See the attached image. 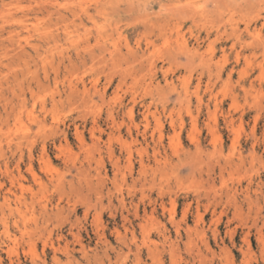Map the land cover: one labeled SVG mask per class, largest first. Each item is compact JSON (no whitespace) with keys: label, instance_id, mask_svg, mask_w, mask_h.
<instances>
[{"label":"rangeland","instance_id":"374dc122","mask_svg":"<svg viewBox=\"0 0 264 264\" xmlns=\"http://www.w3.org/2000/svg\"><path fill=\"white\" fill-rule=\"evenodd\" d=\"M1 1L0 264H264V0Z\"/></svg>","mask_w":264,"mask_h":264},{"label":"bare ground","instance_id":"6f19581e","mask_svg":"<svg viewBox=\"0 0 264 264\" xmlns=\"http://www.w3.org/2000/svg\"><path fill=\"white\" fill-rule=\"evenodd\" d=\"M3 1V0H2ZM1 1V2H2ZM73 1V0H72ZM49 2V1H48ZM51 2V1H50ZM54 2V1H53ZM37 3V2H36ZM48 4V3H47ZM67 4V3H66ZM7 5H8V2H7ZM11 5V4H10ZM20 6V5H19ZM51 6H52V4H51ZM63 6V5H62ZM2 7V6H1ZM53 7V6H52ZM189 7V6H188ZM3 8H4V6H3ZM16 8V7H15ZM28 8V7H27ZM82 8V7H81ZM182 8V7H181ZM68 9V8H67ZM169 9V8H168ZM180 9V8H179ZM8 10V9H7ZM6 10V11H7ZM22 10V9H21ZM47 13V16L49 15V17H50V20H52V21H54L55 23H59L60 21H63L64 19H65V17H64V15H62L61 13H59V12H54V10L53 11H49V10H45ZM174 11V10H173ZM43 12V11H42ZM71 12V11H70ZM82 12V11H81ZM140 12V11H139ZM212 12V11H211ZM5 13V12H4ZM34 13H36V12H34ZM73 14H74V12H72ZM190 13V12H189ZM36 14H38V13H36ZM69 14H71V13H69ZM43 15V14H42ZM68 15V14H67ZM86 15V14H85ZM144 15V14H143ZM189 15V14H188ZM44 16H46V15H44ZM191 16V15H190ZM90 17V16H89ZM179 17V16H178ZM21 18V17H20ZM40 18V17H39ZM46 18V17H45ZM45 18H44V20H45ZM67 18V17H66ZM23 19H25V21H26V18L24 17ZM42 19V18H41ZM40 19V20H41ZM68 19H70V18H68ZM76 19V18H75ZM82 19V18H81ZM29 19H27V21H28ZM43 20V19H42ZM85 20H86V18H85ZM16 21L17 22H19V20H15V23H16ZM25 21H21L20 20V22L18 23V24H16V26H18V28H13V29H11L12 27L10 26V30L9 31H6L7 33H6V35L7 36H5V39L7 38V39H10V40H13V39H15V38H19V36H20V32L21 31H26L27 29H28V25L26 24V22ZM67 21V20H66ZM76 21V20H75ZM87 21H88V19H87ZM9 22V21H8ZM80 22V21H79ZM93 22V21H92ZM91 22V23H92ZM6 24H7V22H5ZM5 23H2V24H5ZM42 23V22H41ZM65 24H66V22H64ZM68 23V22H67ZM71 23V24H70ZM69 23V26L70 25H72V21ZM81 23V22H80ZM14 24V23H13ZM64 24V25H65ZM9 25V24H8ZM15 25V24H14ZM39 25H41V24H39ZM67 25V24H66ZM78 25H79V23H78ZM81 25H83V24H81ZM16 26H14V27H16ZM38 26V25H37ZM57 26H58V24H57ZM68 26V25H67ZM73 26V25H72ZM48 27V26H47ZM75 27V26H74ZM8 28V27H7ZM36 29V28H35ZM66 29V28H65ZM42 30H45V28L44 29H42ZM49 30V29H48ZM47 30V31H48ZM59 30V29H58ZM64 30V29H63ZM2 31H5V29L4 28H2ZM33 31H34V29H33ZM51 31H52V29H51ZM57 31V30H56ZM45 32H46V30H45ZM44 32V33H45ZM53 32V31H52ZM43 33V32H42ZM48 34H43V35H39L40 37V39L41 38H43V39H46L47 37H48V35H50L49 34V31L47 32ZM51 33V32H50ZM62 33H63V31H62ZM67 33V32H66ZM38 34V33H37ZM58 34V33H57ZM72 34V33H71ZM70 34V35H71ZM4 37V36H3ZM52 37V36H51ZM55 38H56V35H55ZM58 38V37H57ZM56 38V39H57ZM66 38V37H65ZM108 38V37H107ZM1 39H3V38H1ZM50 39H52V38H50ZM9 40V41H10ZM94 40V39H93ZM3 41V40H2ZM21 41H23V39L21 40ZM24 41H25V39H24ZM6 42H7V40H6ZM18 42H20V39H19V41ZM56 42V41H55ZM27 43V42H26ZM8 44V43H7ZM53 44H54V42H53ZM183 44V43H182ZM26 45H29L28 43L26 44ZM38 45V44H37ZM47 45V44H46ZM19 46H21V45H19ZM25 47V46H24ZM15 48V47H14ZM83 48V47H82ZM101 48V47H100ZM32 52H33V54H35V55H38L37 54V52H38V49H37V46H35V48L33 47V44H32ZM104 51V50H103ZM61 52V51H60ZM104 52H106V51H104ZM78 53V52H77ZM168 53V52H167ZM27 55H29L28 53H27V51L25 50V49H23V48H21V51H20V53H18V55H17V58H22V57H25V56H27ZM110 55V54H109ZM42 56V55H41ZM52 56V55H51ZM61 58V57H60ZM69 59V58H68ZM45 61V60H44ZM94 61V60H93ZM37 62V61H36ZM70 63V62H69ZM33 64V63H32ZM34 64H36V63H34ZM45 64V63H44ZM58 64H60V63H58ZM58 64H56L57 66H58ZM94 65V64H93ZM108 65V64H107ZM45 67V66H44ZM111 67V66H110ZM116 67V66H115ZM54 68H55V66H54ZM56 68H58V67H56ZM53 69V70H57V69ZM52 69V68H51ZM59 69V68H58ZM52 70V71H53ZM60 70V69H59ZM152 71V70H151ZM55 72V71H54ZM117 72V71H116ZM135 72V71H134ZM115 73V72H114ZM57 74V73H56ZM155 74V73H154ZM142 76V75H141ZM127 78V77H126ZM139 78V77H138ZM141 78V77H140ZM122 80V79H121ZM94 83V82H93ZM142 86V85H141ZM158 86V85H157ZM72 87V86H71ZM106 87V86H105ZM125 87V86H124ZM73 88V87H72ZM71 88V89H72ZM103 89V88H102ZM87 91H88V89H87ZM145 94V93H144ZM134 95V94H133ZM150 105V104H149ZM13 110V109H12ZM13 112V111H12ZM132 112V111H131ZM148 113V112H147ZM168 114H169V112H168ZM132 115V114H131ZM5 119H6V117H5ZM8 119V118H7ZM173 120V119H172ZM17 121V120H16ZM133 121V120H132ZM172 124V123H171ZM116 125V124H115ZM93 129V128H92ZM78 136H79V134H78ZM160 136V135H159ZM218 138V137H217ZM173 143V142H172ZM20 144V143H19ZM174 144V143H173ZM153 154V153H152ZM6 166V165H5ZM30 166V165H29ZM29 168V167H28ZM27 169V168H26ZM76 171V170H75ZM7 172H9V171H7ZM17 172H18V170H17ZM29 172V171H28ZM27 172V173H28ZM34 172V171H33ZM17 175H19V173L17 174ZM30 175V174H29ZM31 176V175H30ZM18 177V176H17ZM20 177V176H19ZM32 177V176H31ZM12 178V177H11ZM33 178V177H32ZM31 178V179H32ZM35 178V177H34ZM36 178H38V177H36ZM53 178V177H52ZM14 179V177L12 178V180ZM16 179V178H15ZM14 179V180H15ZM21 179V178H20ZM26 179V178H25ZM12 180H10V181H12ZM52 180V179H51ZM58 180V179H57ZM39 181H41V180H39ZM88 181V180H87ZM11 183V182H10ZM9 183V184H10ZM56 183V182H55ZM11 184H13V182L11 183ZM17 185H18V183H16ZM15 185V184H14ZM40 185V184H39ZM59 185V184H58ZM23 185L21 184V183H19V185H18V187H19V189H20V187H22ZM11 187V186H10ZM10 190V189H9ZM12 191V190H11ZM10 191V192H11ZM9 192V191H8ZM10 192H9V194H10ZM15 193V192H14ZM12 194V193H11ZM6 195V194H5ZM12 196H14V195H12ZM11 196V197H12ZM7 197V196H6ZM60 198V197H59ZM11 199V198H10ZM5 200H6V198H5ZM40 200V199H39ZM89 201V200H88ZM40 202V201H39ZM16 203H17V199H16ZM22 203V202H21ZM24 204V203H23ZM1 205V204H0ZM2 205H3V202H2ZM24 206V205H23ZM1 207V206H0ZM18 207V206H17ZM5 208H8V207H5ZM94 208V207H93ZM4 210V209H3ZM2 210V211H3ZM59 210V209H58ZM8 211V210H7ZM10 212H12L11 210H9ZM8 211V212H9ZM5 213H7L6 211H5ZM135 213V212H134ZM5 215V214H4ZM8 215H10V214H8ZM8 215H6V216H8ZM135 215H137V214H135ZM147 218V217H146ZM7 219V218H6ZM5 219V220H6ZM123 219V218H122ZM128 219V218H127ZM2 221V220H1ZM77 234V233H76ZM20 235V234H19ZM78 236V235H77ZM70 243V242H69ZM29 244V243H28ZM81 245V244H80ZM1 246V245H0ZM2 248V247H1ZM11 249V248H10ZM56 249V248H55ZM4 250V249H3ZM1 251V250H0ZM55 252H57L58 251V249L57 250H54ZM13 254V253H12ZM66 254V253H65ZM1 258V257H0ZM250 259V258H249ZM9 261V260H8ZM19 263V262H18ZM226 264V263H225Z\"/></svg>","mask_w":264,"mask_h":264}]
</instances>
